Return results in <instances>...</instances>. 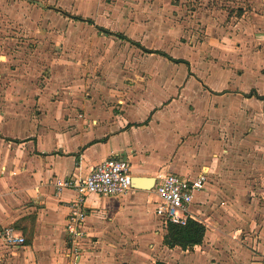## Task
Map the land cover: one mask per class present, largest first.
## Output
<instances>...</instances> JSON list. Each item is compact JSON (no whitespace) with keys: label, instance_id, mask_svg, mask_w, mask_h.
I'll return each instance as SVG.
<instances>
[{"label":"crops","instance_id":"obj_1","mask_svg":"<svg viewBox=\"0 0 264 264\" xmlns=\"http://www.w3.org/2000/svg\"><path fill=\"white\" fill-rule=\"evenodd\" d=\"M244 1L245 6H239L242 9L239 15L228 16L226 10L217 12L218 22H214L217 27L206 46L211 50V67L205 78L212 93L204 92L197 79L199 74L188 70L191 61L174 57L164 49L171 58L184 62L160 57L173 64H184L187 73L175 93L158 104L144 102L132 91L150 87L156 79L166 90L170 80L161 79L159 72L153 71L154 76L144 84L129 88L132 97L126 101L111 82L117 73L107 74L109 82L99 88L96 83L89 86L87 83L92 82L89 78L84 82L77 80L76 66H54L51 73L41 76L37 71L19 70L13 66L16 61L4 62L10 70L0 72V166L5 168L0 172V232L6 227L14 228L25 242L8 245L0 233V264H65L63 248L66 239H70L68 205L76 193L68 188L57 190L54 183L57 178L82 177L111 155L127 160L133 176L155 178L160 172H174L192 178L205 172L206 186L195 193L190 206L195 219L203 223L197 218L200 211L193 210V204L201 202L210 179L216 185L223 178L227 182L237 181L236 178L241 181L240 173L232 172L236 138L232 134L222 138L213 129L220 119L202 117L212 105L188 99L184 88L188 78L193 77L201 87V100L228 98L224 103L228 110H264V0ZM106 12L97 6L82 17L90 18L93 23H87L98 33L96 26L109 29L104 23ZM139 43L143 46L144 42ZM199 47L188 46L198 58L202 56ZM174 67L175 71L169 68L171 74L178 70ZM187 100L195 106L192 111ZM144 103L146 106H142ZM232 120L229 118L228 123ZM241 142L252 144L256 138L246 136ZM252 153L258 160L254 165L263 169L253 171H259V178L252 188L262 190L264 153L261 150ZM152 189L132 187L121 196H85L86 217L80 226V239L97 235V241L101 242L102 236L109 234L148 241L158 235L163 243L165 227L157 234L153 229L156 196ZM257 223L256 231L249 233L242 240L244 245L234 248V252L230 248L234 239L228 236L227 242L224 241L226 234L220 230L206 229L203 241L192 248L163 244L164 264H224L221 261L264 264V215ZM224 242L227 249L222 248ZM213 244L216 248H210ZM210 256L213 258L209 259Z\"/></svg>","mask_w":264,"mask_h":264},{"label":"rangeland","instance_id":"obj_2","mask_svg":"<svg viewBox=\"0 0 264 264\" xmlns=\"http://www.w3.org/2000/svg\"><path fill=\"white\" fill-rule=\"evenodd\" d=\"M34 1L36 2L0 0V72L10 70L9 65L4 66V62L11 60L16 61L13 66L19 67V70L37 71L41 76L51 73L54 66L72 65L78 69L77 80L84 82L89 78L92 82L87 84L91 86L96 83L95 86L99 88L109 82L107 74L117 73V77L114 76L111 82L114 87L120 89L121 96L123 95L126 101H129L131 96L129 88L144 84L149 77L154 76L153 71L159 72L161 79L170 80L166 90L159 85L160 80L156 79L150 87L132 91L144 102L154 104L175 93L176 86L184 80L187 73L184 64L168 61L171 63L169 66L161 55L145 52L114 34L104 35L99 31L97 33L86 21L75 20L59 10H76L79 16H83L101 6L103 11L108 13H105L104 23L109 30L122 32L132 40L134 38L144 42L142 44L146 48L164 49L174 57L188 59L192 62V65L189 62L188 70L199 74L197 79L204 92L212 93L205 78L211 67V50L210 47L207 50L206 46H209L208 40L217 27V12L226 10L228 16H236L242 10L239 6H245L244 0ZM117 12L120 14H116ZM139 25L140 28L137 27ZM186 45L201 46L199 48L202 56L199 55L198 58ZM174 65L178 70L171 74L169 68L173 67V71L177 69ZM212 82L211 76L209 83ZM184 92L188 99L212 105L209 113H204L202 117L220 119L217 127L213 129L218 130L222 138L229 134L236 138L232 172L240 173L239 180L243 183L238 181V178L232 182L223 178L221 181H224L216 185V181L210 179L204 195L201 194V202L193 204V210L200 211L197 218L203 221L209 232L220 230L226 234L224 241L228 236L234 239L230 245L231 251L234 252L244 245L242 240L249 233L256 231L257 221L264 215V188H252L258 182L259 171L263 170L254 165L258 160L253 158L252 152L261 150L264 153V140L261 139L264 138V110H228L224 104L228 102V98L224 100L204 97L201 100V87L193 77L188 78ZM186 104L189 105V110L195 109L192 101L187 100ZM229 118L234 120L228 123ZM246 136L256 138V142L242 143ZM260 147L263 148L258 149ZM257 168L259 171L253 172ZM154 225L153 229L157 234L162 229L157 217L154 218ZM96 236L78 239L76 244L71 242V238H67L63 248L65 264H164V243H161L158 235H154L153 240L142 241L121 236L111 237L107 234L102 236L101 242L97 241ZM226 242L222 243V248L227 249ZM215 246L217 245H210V248H216ZM234 254L231 255L232 258ZM211 258L213 257L210 256L209 259ZM221 262L227 264V261Z\"/></svg>","mask_w":264,"mask_h":264},{"label":"built area","instance_id":"obj_3","mask_svg":"<svg viewBox=\"0 0 264 264\" xmlns=\"http://www.w3.org/2000/svg\"><path fill=\"white\" fill-rule=\"evenodd\" d=\"M5 168L0 166V172ZM131 169L127 160L115 155L108 156L96 164L82 177L57 178L54 185L57 190L71 189L76 197L69 202L70 213L67 228L71 242L76 244L82 234L80 226L86 217L83 208L85 196H121L132 189ZM207 174L200 172L190 178L174 172H160L155 177L153 192L156 196L154 215L162 226L168 222L185 224L188 218L195 219L190 210L196 192L203 190L207 183ZM1 236L11 246L22 245L24 236L11 227L4 228Z\"/></svg>","mask_w":264,"mask_h":264},{"label":"trees","instance_id":"obj_4","mask_svg":"<svg viewBox=\"0 0 264 264\" xmlns=\"http://www.w3.org/2000/svg\"><path fill=\"white\" fill-rule=\"evenodd\" d=\"M59 11L63 13L64 15L71 16V18L75 20L86 21L90 24L93 23V21L90 18H83L82 16H79V15H69L67 14V12H64L62 10H59ZM96 28L101 33H104L107 35L114 34L118 38L125 40L126 42H129L130 44L140 47L145 52L157 53L173 61L184 62L183 60H180V59L171 58L167 53H165L162 50H153V49L144 48L143 46H141L139 42L134 41L131 38H128L122 32H112L109 29H106L101 26H96ZM259 97H263V96H259ZM205 231H206V227L204 223L196 219H193V218H188L185 224H177V223L168 222L165 226V234L163 236V243L169 247L179 246L183 249L192 248L193 246L198 245L203 241Z\"/></svg>","mask_w":264,"mask_h":264},{"label":"water","instance_id":"obj_5","mask_svg":"<svg viewBox=\"0 0 264 264\" xmlns=\"http://www.w3.org/2000/svg\"><path fill=\"white\" fill-rule=\"evenodd\" d=\"M155 178L150 176H131V184L133 188L150 190L153 188Z\"/></svg>","mask_w":264,"mask_h":264}]
</instances>
